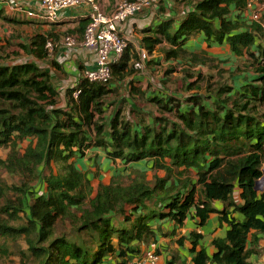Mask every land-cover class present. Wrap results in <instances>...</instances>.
<instances>
[{
    "label": "trees",
    "instance_id": "16d2710c",
    "mask_svg": "<svg viewBox=\"0 0 264 264\" xmlns=\"http://www.w3.org/2000/svg\"><path fill=\"white\" fill-rule=\"evenodd\" d=\"M247 2L204 0L177 29L167 20L145 33L142 43L149 54L164 42L168 48L158 51L166 59L217 69V80L197 74L186 84L193 93L184 98L156 99L159 116L150 124L134 123L120 110L106 122L115 93L110 81L80 79L66 91L61 106L48 73L35 63L0 64V149L6 152L0 157V174L21 179L9 186L0 180V241L17 246L19 264H128L142 245L154 240V219L180 227L194 211L201 226L214 213V202L224 207L219 221L227 225L225 237L212 241L215 252L208 256L204 249L196 251L200 236L192 233V264H251L248 260L259 254L264 241V184L255 189L264 168V14L242 33H236L240 22L225 20L231 5L243 11ZM88 23L89 18L80 21L78 40ZM195 35L207 47L227 44L236 56L245 49L247 71L256 77L227 84L218 60L182 49ZM56 39L36 35L31 42L35 57L44 60L46 44L56 45ZM128 51L129 46L119 62L110 64L112 77L138 72L133 62L140 53L133 52L130 59ZM130 60L132 70L122 74ZM76 88L80 92L74 98ZM25 141L21 152L18 146ZM102 147L110 161H151L147 169L164 176L149 180L146 171L132 168L129 175L112 177L108 185L94 189L71 159ZM189 170L196 172L195 182ZM195 185L201 187L198 197ZM154 201L165 202L162 211ZM7 254L0 249V256Z\"/></svg>",
    "mask_w": 264,
    "mask_h": 264
},
{
    "label": "crops",
    "instance_id": "0c3cea01",
    "mask_svg": "<svg viewBox=\"0 0 264 264\" xmlns=\"http://www.w3.org/2000/svg\"><path fill=\"white\" fill-rule=\"evenodd\" d=\"M120 1L97 0V3L104 14H110ZM202 1L204 0H158L154 7L145 9L118 25L119 33L128 39L130 59L133 52L141 51L148 54V59L144 62L142 71L130 76L124 75L119 79L111 76L109 87L113 88L115 93L110 96L111 105L104 114L106 122L120 110L122 116L130 115L134 123L150 124L154 117L159 116L157 106L154 104L156 99L184 98L189 93H193L186 89L188 82L195 80L197 74L209 75V69L206 66L195 64L190 66V63L182 58L166 59L165 55L158 51L160 46L168 48L164 42L160 46L157 45L150 54L142 43L146 32L155 30L167 20H173L174 28L177 29L186 14ZM229 9L225 20L240 22L236 33L249 30L251 20L247 9L240 11L233 5ZM89 12V6L85 5L67 8L59 13L54 22H49L44 18L38 0H0V64L35 63L48 73L50 83L58 93L57 101L63 106L66 91L76 82L80 72L84 69H93L96 63L95 53L79 46L67 48L62 44L64 36H77L76 29L81 20L88 19ZM4 19L22 24L13 23V21L7 23ZM214 26H219L218 20L214 22ZM36 35L57 38L52 56H47L44 60L35 57L31 42ZM261 41L262 39H258V42L261 43ZM182 49L189 54L205 53L206 57L225 63L223 67L228 68L229 73L239 70L237 74L230 77L229 85H233L234 82L242 84L245 80L256 77L255 73L247 71L249 61L245 49L241 56H236L232 54L227 44L207 47L200 35L189 37L182 45ZM132 62L133 60H130L129 67L122 74H128V71L132 70L130 67ZM71 161L87 174L94 189L100 184L108 185L112 177L129 175L132 168L146 171L149 180L154 175L164 176L161 171L147 169L151 161L129 164H123L121 160L110 161L103 147L87 149L83 156L76 155ZM189 171L191 181L195 182L196 172ZM195 189L196 197H198L197 193L200 192L201 187L195 185ZM163 205H165L164 201H154L158 212L162 211ZM212 206L214 213H211L205 224L201 226L193 217L194 211L187 215L180 227L172 222L154 219L151 222V229L155 233L154 240L142 245L140 254L149 249L150 245H154L158 256L157 264H192L193 255L190 253L192 245L188 239L192 233H195L200 236L196 251L204 249L206 254L211 256L215 252L212 241L223 239L227 230V225L219 221V213L223 211V205L214 202ZM180 239L182 244L178 243ZM258 249L259 254H253L248 260L251 264H264L263 240H260Z\"/></svg>",
    "mask_w": 264,
    "mask_h": 264
},
{
    "label": "built area",
    "instance_id": "2783aa9c",
    "mask_svg": "<svg viewBox=\"0 0 264 264\" xmlns=\"http://www.w3.org/2000/svg\"><path fill=\"white\" fill-rule=\"evenodd\" d=\"M44 18L49 22H54L61 11L77 6H89V23L85 27L80 40L76 36H64L62 44L67 48L82 47L95 53L96 63L93 69H84L80 72L76 82L71 87H75L80 79H85L92 83H109L111 80L110 64L119 62L127 46L128 39L118 31V25L123 24L128 19L138 15L145 9L154 7L158 0H121L110 14H104L97 3V0H38ZM18 9V8H15ZM247 11L249 19L259 21L264 14V0H248ZM264 32V22L261 24ZM55 44L48 42L46 50L48 56H52ZM148 59V54L140 52V60L133 62V69L142 71L144 62ZM76 88L72 95L76 98L79 94ZM155 246L150 245L149 249L140 254L128 264H157L158 256Z\"/></svg>",
    "mask_w": 264,
    "mask_h": 264
},
{
    "label": "rangeland",
    "instance_id": "374dc122",
    "mask_svg": "<svg viewBox=\"0 0 264 264\" xmlns=\"http://www.w3.org/2000/svg\"><path fill=\"white\" fill-rule=\"evenodd\" d=\"M216 64L218 65L219 70H221V72H222L221 75H222L223 80L226 81L227 84H229V82H230L229 79H230L231 75L229 73L228 68L226 69L223 67L225 63L217 62ZM213 66H215V65H213ZM216 72H217V69H209V71H208L209 75H205V76H213V79L217 80ZM26 146H27V141L20 143L18 147H19V150L21 152H23V150ZM5 154H6V152L1 150V156L0 157L4 159ZM263 170H264V168H263ZM48 173L49 172L46 169L44 171V174H48ZM0 180L3 183L7 184L8 186L11 184H18L21 182V179L19 177L12 176V175H9L7 173L0 174ZM17 241H18V245L20 246V248H22L24 250V252H26L25 251L26 250V244L24 243L23 238L19 237L17 239ZM0 249L5 250L6 253H10V255L7 254V255L0 256V264H19L18 248L14 243L9 242V243L3 244V242L0 241Z\"/></svg>",
    "mask_w": 264,
    "mask_h": 264
},
{
    "label": "water",
    "instance_id": "95a60500",
    "mask_svg": "<svg viewBox=\"0 0 264 264\" xmlns=\"http://www.w3.org/2000/svg\"><path fill=\"white\" fill-rule=\"evenodd\" d=\"M263 184H264V170H263V176L255 184V189L261 190Z\"/></svg>",
    "mask_w": 264,
    "mask_h": 264
}]
</instances>
